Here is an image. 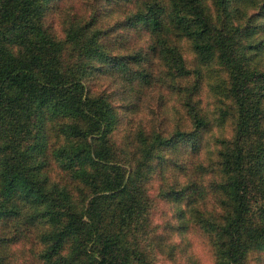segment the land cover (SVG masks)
Segmentation results:
<instances>
[{
  "label": "trees",
  "instance_id": "1",
  "mask_svg": "<svg viewBox=\"0 0 264 264\" xmlns=\"http://www.w3.org/2000/svg\"><path fill=\"white\" fill-rule=\"evenodd\" d=\"M231 0H167L176 39L190 43L196 66L226 74L234 133L216 137L222 215L207 223L215 231L214 264H264V41L263 25L232 24ZM49 0H0V216L11 214L13 199L34 206L43 223V264H140L127 235L137 203L128 179L114 159L108 136L114 113L101 96L87 95L79 74L62 62V42L43 24ZM134 18L153 31L162 26V6L143 3ZM171 66L183 71L170 51ZM213 61V62H212ZM210 63V64H208ZM198 71L199 68H198ZM186 113L195 134L208 121L191 101ZM56 125L61 142L53 159L87 190L79 202L64 189L54 192L40 179L46 125ZM197 130V131H196ZM56 187V185H53ZM11 204V208L8 205Z\"/></svg>",
  "mask_w": 264,
  "mask_h": 264
},
{
  "label": "rangeland",
  "instance_id": "2",
  "mask_svg": "<svg viewBox=\"0 0 264 264\" xmlns=\"http://www.w3.org/2000/svg\"><path fill=\"white\" fill-rule=\"evenodd\" d=\"M153 1L163 9L160 30L134 18L127 22ZM166 1L49 0L43 24L62 42V62L79 74L86 94L101 96L113 109L109 146L137 203L126 232L140 264H214L215 231L207 223L222 215L224 182L214 139L232 138L235 121L224 97L226 74L196 66L189 41L171 33ZM229 9L232 24L261 23L256 40L264 41V0H231ZM171 50L182 58L181 74L171 67ZM188 100L208 121L197 134ZM44 140L32 164L43 161L39 178L48 185L51 206L58 199L53 188L82 202L87 190L52 157L61 142L54 123L45 126ZM259 193L257 206L264 203V186ZM13 202L11 214L0 216V264H43L41 236L50 225L38 217L40 206ZM255 256L248 262L262 263Z\"/></svg>",
  "mask_w": 264,
  "mask_h": 264
}]
</instances>
